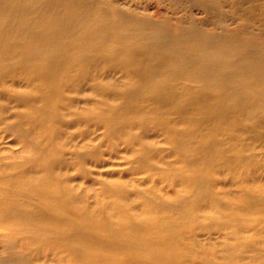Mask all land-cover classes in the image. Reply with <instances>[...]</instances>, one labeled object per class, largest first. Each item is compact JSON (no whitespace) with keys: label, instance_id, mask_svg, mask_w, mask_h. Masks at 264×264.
<instances>
[{"label":"bare ground","instance_id":"6f19581e","mask_svg":"<svg viewBox=\"0 0 264 264\" xmlns=\"http://www.w3.org/2000/svg\"><path fill=\"white\" fill-rule=\"evenodd\" d=\"M139 6L0 0V264H264L183 236L264 211V37Z\"/></svg>","mask_w":264,"mask_h":264},{"label":"rangeland","instance_id":"374dc122","mask_svg":"<svg viewBox=\"0 0 264 264\" xmlns=\"http://www.w3.org/2000/svg\"><path fill=\"white\" fill-rule=\"evenodd\" d=\"M124 2V0H119ZM127 1V0H126ZM130 3L140 5L139 8L154 16L169 17L172 21L181 18L186 24H192L199 27H213L215 25H227L230 29L241 27L254 35L264 37V0H128ZM264 133V128L260 129ZM248 144L246 152L253 154L256 152L255 163H257L256 176L262 184H264V140L251 139L253 133L247 132ZM121 148H124L123 146ZM126 153L125 151L122 154ZM251 157V156H249ZM127 158H117L115 160L116 167H128L130 164ZM117 170V169H116ZM122 178L128 179L130 176L127 172H123ZM128 175V176H127ZM117 178V174L115 175ZM112 178V177H111ZM230 174H219L215 180L217 190L228 191L234 188ZM230 179V181H229ZM153 183V186H151ZM146 182L143 188H151L156 192L165 185L163 183L156 185L155 182ZM155 187V188H153ZM168 198H172V194H167ZM227 197V196H225ZM92 199V198H91ZM90 199V200H91ZM264 206V201H262ZM207 203H202L201 210H204ZM202 212V211H201ZM214 214V211L211 212ZM212 216V217H211ZM208 218H197V229L194 236L187 228L183 232V236L189 238L194 237L197 246L201 250L202 256H197V261L202 257L210 258L214 255V249H220V245L224 241H231L226 237L227 231H233L239 228V233L246 235L243 238L242 250L246 255V259H259L264 257V211L258 206H253L251 211L246 214L240 221L233 225H226L221 219L215 215ZM227 227V228H226ZM224 255L218 258L219 261L228 258ZM200 264V263H197Z\"/></svg>","mask_w":264,"mask_h":264}]
</instances>
